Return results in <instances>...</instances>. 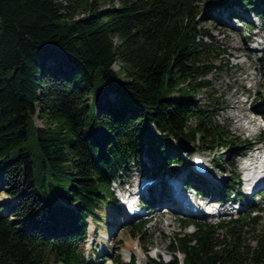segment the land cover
<instances>
[{
	"label": "trees",
	"instance_id": "obj_1",
	"mask_svg": "<svg viewBox=\"0 0 264 264\" xmlns=\"http://www.w3.org/2000/svg\"><path fill=\"white\" fill-rule=\"evenodd\" d=\"M202 3L213 19L264 22V0H0V193L12 198L0 201V264H92L80 246L97 207H119L111 183L132 165L146 171L144 157L153 175L182 164L179 136L212 154L246 153L196 97L221 68L196 19ZM48 175L65 182L53 201L41 189ZM186 181L204 192L200 174ZM241 184L239 174L222 181L218 200H247ZM252 201L228 220L181 219L195 229L174 235L172 260L145 264H264V227L253 225L263 209Z\"/></svg>",
	"mask_w": 264,
	"mask_h": 264
},
{
	"label": "rangeland",
	"instance_id": "obj_2",
	"mask_svg": "<svg viewBox=\"0 0 264 264\" xmlns=\"http://www.w3.org/2000/svg\"><path fill=\"white\" fill-rule=\"evenodd\" d=\"M197 10L196 19L199 20L200 26L209 29L212 35V37L203 38L210 45L208 52L211 62L221 66V68H215L208 74L207 79L210 83L208 88L200 91L196 97L202 100L208 99L216 106L213 120L224 129L229 130L231 136L245 140V143L240 144V147L255 144L264 151V115L261 117L258 115L264 112V44L260 45L256 51L247 48L249 40L254 41V39H250V35L253 34L264 43V22L256 16H251L254 24L251 26L244 25L240 28L237 23L230 21L231 18L225 13L222 14L220 19H213L214 13L210 12L207 5L203 3L198 5ZM253 45L254 43L249 44V46ZM117 67V64H115L114 68ZM112 97L110 95V98ZM34 124L37 127L42 125L38 116L34 118ZM198 143V138L190 143L194 150L190 152V155L183 153L182 159L190 165L191 155L200 154L203 156L207 173L202 185L203 188L205 187L204 192H200L201 196L199 197H202L204 193L206 197L217 198L215 193L222 181L236 174L241 175V191L247 196V200H253V206L263 209V211L256 213V223L253 224L255 229L260 231L264 227V184L262 183L250 197L248 186H246L244 180L248 158L243 160L242 156L233 159L231 158L232 153L229 154V150L226 149L221 150L222 154H212V152L198 148ZM247 153L251 155L256 151L252 150ZM217 155H222V158L215 162L214 159ZM144 161L148 168L146 171L142 168V165H132L126 172L118 176L115 182L112 183L111 189L113 188L116 193L118 190L124 193L127 188L136 191L139 186L138 183L143 178L147 180L151 177L154 179L162 178L157 180V183L165 182L164 173H167L166 171L169 168L177 172L181 170L180 176L184 178L183 180L187 177L188 171L184 169V165H180V167L171 165L164 171L158 172L157 175H153L150 171L156 170L155 163L148 157H144ZM64 185L63 180H54L48 175L46 183L41 189L53 201L57 198L55 194H59ZM155 193L157 194L156 191ZM11 199L6 192L0 193L1 202H7ZM245 202L247 201H242L240 204H226L224 207L219 208V215H211L206 217V220L211 223L218 222L236 217L239 211L247 212L249 206L244 205ZM159 208L154 209L153 215L145 216L144 214V216L126 221L122 207L101 203L96 209L101 219L94 222L91 218H88L90 225L94 226L93 235H88L80 246L89 263L145 264L146 256L160 258L164 262L172 260L170 246L174 235L191 233L195 227L193 225L183 226L181 219L188 218V215H180L177 211L166 212ZM210 209L215 210V207L211 206ZM145 212H148V210L146 209ZM202 216V213L199 212V215H195L194 219L200 221L204 218ZM147 217L148 219H146ZM144 220L148 221L146 226L141 230H137L135 226ZM95 224H97V227H95ZM132 230L135 232L134 235ZM220 234L223 235L224 233L221 232ZM134 242L142 250L140 259H137L133 253L126 256V248H131V243ZM245 243L251 247L256 244L250 234L246 237ZM176 256L179 262L182 263L183 255L177 253ZM50 264L55 263L50 262Z\"/></svg>",
	"mask_w": 264,
	"mask_h": 264
},
{
	"label": "bare ground",
	"instance_id": "obj_3",
	"mask_svg": "<svg viewBox=\"0 0 264 264\" xmlns=\"http://www.w3.org/2000/svg\"><path fill=\"white\" fill-rule=\"evenodd\" d=\"M249 127H251V126H249ZM251 129H252V127H251ZM253 164H254L253 166H249V168H247V172H246V175L244 178V180L246 182V186H248L247 187L248 189H250L253 185L258 183V181H259V183L264 182V153L260 154L259 157L257 158V160H255ZM180 172H181V170H180ZM180 172L176 175L175 180L178 182L177 187H180V191L178 193H181V192L183 193L184 191H183L182 187L184 185V180H183L184 178H182L180 176ZM160 179H162V178H156V179H154V181H157ZM164 180L166 182V196H167V199H165V201L166 202H175V201L178 202V201H180V205L175 206V210L183 209L182 205L184 203H186L188 205V202L186 201L185 198H183V197L179 198V196L176 195V192L173 188L172 180L169 177L168 173L165 174ZM174 186H176L175 183H174ZM193 204H194V202H193ZM200 209H201V205L199 206L196 203L195 204V213L197 215H199ZM125 218L126 217L124 216V219ZM93 228H94V226L92 224L89 225V228H88V235L89 236L93 235V230H94ZM104 235H106V234H104ZM131 244H132L131 248H126V251H125L126 256H130L133 253L136 255L137 259H140L142 257L141 248L135 242L131 243Z\"/></svg>",
	"mask_w": 264,
	"mask_h": 264
},
{
	"label": "water",
	"instance_id": "obj_4",
	"mask_svg": "<svg viewBox=\"0 0 264 264\" xmlns=\"http://www.w3.org/2000/svg\"><path fill=\"white\" fill-rule=\"evenodd\" d=\"M175 145L180 151L191 152L194 150V147L190 146V142H188L183 136L177 138Z\"/></svg>",
	"mask_w": 264,
	"mask_h": 264
}]
</instances>
